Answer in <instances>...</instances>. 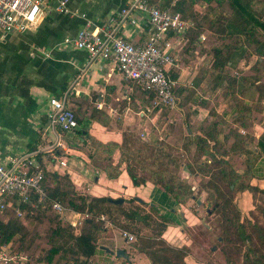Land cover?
<instances>
[{
	"label": "crops",
	"instance_id": "0c3cea01",
	"mask_svg": "<svg viewBox=\"0 0 264 264\" xmlns=\"http://www.w3.org/2000/svg\"><path fill=\"white\" fill-rule=\"evenodd\" d=\"M129 1L68 0V8L76 13L71 14L56 12V0H46L36 24L4 36L0 30V162L9 155L41 152L46 170L49 173L67 174L78 191L92 196L135 198L139 199L137 202L153 205L159 214L171 220L163 231L162 240H166V245L183 247L180 241L183 237L181 222L189 218L185 208H180L181 204L151 181L134 186L125 164L119 167L121 172L116 178H108L103 169L93 167L89 157L91 146L88 135L101 142L121 143L124 130H133L145 138L151 127L160 120L164 125L181 123L193 138L195 133H199L201 125L215 119L209 114L212 106L219 113L226 109L222 119L227 122L237 118L236 108L229 99L230 95H219L221 87L225 86L223 81L217 87V92H212L216 86L210 77L214 72L213 59L204 42L205 34L190 41L187 31L184 37L172 43L175 63L169 67V73L176 75L174 86L182 89L180 100L184 104L178 107V117H161L150 107L136 84L125 80L113 63L101 60L91 62L85 50L63 41L84 26L85 21L78 13L84 12L92 21L101 24ZM135 16L138 23L123 28V32L128 39L143 42L147 27L141 13H135ZM255 58H234L233 71L237 75L244 74ZM260 60L263 63L264 58ZM258 84L261 82H256L254 89L260 94L264 93V85L261 89ZM66 88L70 90L68 104L78 121L73 132L53 129L49 122V98L59 96ZM245 102L251 103L248 98ZM234 125L238 126L241 134L252 133L256 141L264 130V120L254 122L248 128ZM79 130H83V133ZM57 141L60 145H55ZM51 145H55V151H58L57 155L65 162L64 165L52 158L49 151ZM248 148L255 149V144ZM119 156L117 150L113 154V164L118 163ZM249 181L251 185L264 189V155L259 156L251 166ZM235 202L242 216L248 214L252 208V194L248 190L238 192ZM109 231L113 232L112 236ZM99 242L113 251L123 249L127 258H118L104 250V253L95 255L96 261L106 264H150L148 257L131 249L123 237L119 241L114 229H107ZM165 246L155 244L153 247L164 253ZM189 257L188 253L184 256L186 264H189ZM191 258L193 264L200 263L197 258Z\"/></svg>",
	"mask_w": 264,
	"mask_h": 264
},
{
	"label": "trees",
	"instance_id": "16d2710c",
	"mask_svg": "<svg viewBox=\"0 0 264 264\" xmlns=\"http://www.w3.org/2000/svg\"><path fill=\"white\" fill-rule=\"evenodd\" d=\"M198 1L200 0H176L174 5H170L169 2L165 4L173 11H178L183 19L191 22L187 32L190 41L205 34L204 42L206 47H209L213 59L214 72L210 77L216 86L212 92H217L221 81L225 83L219 95L222 97L223 94L230 95L229 99L233 102L237 113L235 121H224L222 117L226 109L219 113L214 111L212 106L209 114L215 119L201 125L199 133H195L193 138L181 123L164 125L162 121L151 127L147 137H142V144H139L138 133L129 129L124 130L121 143L101 142L88 135L91 146L90 162L93 167L103 169L108 178H116L121 172L119 167L125 164V170L134 186L151 181L169 193L176 203L182 204L193 197L191 186L185 179L179 178L174 173H168L165 167L152 170L148 166L145 167L150 172V177H144L137 172L138 167L133 163L145 146L155 148L159 157L162 153L168 155L165 154L161 140L170 138L172 130L182 128L188 136L189 144L194 146V167L193 164H188L184 168L188 169L191 175L199 178L201 189L206 191L208 197L213 195L216 197L214 209L222 215L220 241L245 246L243 264H264V225L249 220L245 222L235 202L236 194L244 190H248L252 196L257 193L264 195V189L251 185L249 181L251 166L259 156L264 155V130L256 141L252 133L241 134L238 126L234 125L236 123L248 128L254 122L264 120V93L260 94L254 89L256 82H264V64L260 60L264 58V0H203L202 10L195 16L194 7ZM212 1H216L217 5L214 6ZM223 2L229 5L228 14L218 9ZM251 56L256 57L254 63L244 74L237 75L232 69V60L234 58L248 60ZM171 76L173 79L176 77L174 74ZM136 86L152 107L153 93ZM173 93L177 101L176 107L164 108L159 114L171 113V110L178 109L183 104L180 100L182 89L173 86ZM246 98L251 101L250 104L245 102ZM154 111L158 110L154 109ZM165 113L161 116L171 117L170 114ZM161 127L164 130H160ZM79 132L83 133V130ZM138 144L139 147H136L135 145ZM254 144L255 149L248 148ZM117 150L120 152L119 160L117 164H113V154ZM55 153L58 154V151ZM42 155L41 152L37 153V159L44 173L43 185L50 197L58 199L77 212L89 213L92 216L103 215L122 230L130 229L123 218L139 220L155 230V234L148 238L159 241L153 243L149 241L145 246L133 242L129 244L131 249L144 253L150 264H186L185 248L166 245L162 240L163 231L171 220L159 214L153 205L139 201L141 205L147 204L149 210L126 209L123 203L109 202V197L92 196L78 191L67 174L49 173ZM171 163L177 162L174 159ZM175 166V169H178L181 164ZM129 200L137 202L135 198ZM16 206L21 210L22 217L17 216L15 208L0 212V242L8 244L13 250L22 247V251L34 254L37 264H93L92 258L97 253H104V250L99 249L101 245L99 241L105 236L107 228L94 218H87L84 224L78 227L60 218L47 201L37 207L32 206L30 202L19 203ZM152 211L157 215L158 221L153 220ZM262 215L264 217V209ZM36 227L37 233H34ZM43 228L45 232L41 233ZM23 242L25 245L22 244ZM155 244L166 245L165 252L161 253L159 251L161 249L154 248Z\"/></svg>",
	"mask_w": 264,
	"mask_h": 264
},
{
	"label": "built area",
	"instance_id": "2783aa9c",
	"mask_svg": "<svg viewBox=\"0 0 264 264\" xmlns=\"http://www.w3.org/2000/svg\"><path fill=\"white\" fill-rule=\"evenodd\" d=\"M176 0H131L124 7L110 15L103 23L92 21L86 13H78L84 19V26L72 37L63 41L85 50L89 61H109L127 81L138 85L142 90L154 95L152 109L160 112L164 108L174 109L177 101L173 93L174 79L169 67L175 63L172 43L184 37L191 22L183 19L178 11L170 6ZM68 0H56L54 10L59 13H71ZM46 0H0V30L3 36L13 31H23L36 24L43 13ZM135 13H141L147 27L143 42L128 39L123 28L138 23ZM47 55V54H46ZM70 94L66 88L59 96L49 98V122L53 129L61 132H73L78 126L77 116L68 104ZM55 145H60L57 141ZM55 145L49 147L52 158L65 162L55 153ZM37 152H26L7 156L0 162V212L15 208L17 216L22 217L19 203L30 202L32 206L43 205L46 201L50 208L79 226L89 213H80L53 199L43 185L44 173L40 168ZM102 220H106L101 215ZM132 240L131 235L123 233ZM18 255L6 243L0 242V264L19 263Z\"/></svg>",
	"mask_w": 264,
	"mask_h": 264
},
{
	"label": "rangeland",
	"instance_id": "374dc122",
	"mask_svg": "<svg viewBox=\"0 0 264 264\" xmlns=\"http://www.w3.org/2000/svg\"><path fill=\"white\" fill-rule=\"evenodd\" d=\"M203 4V0L198 1V4L194 7L195 16L199 11L202 10ZM212 4L216 6L217 2L212 1ZM218 9L219 11H222L225 14H228L230 12L229 5L226 2H223L221 5H219ZM263 85L264 82L258 84V87L263 89ZM170 112L171 113L162 112L160 113V115H163L164 113L170 114L171 117H176L178 115V109L171 110ZM162 129L163 128L161 127L160 130ZM171 135L172 136L170 138L164 137L165 139L163 138L164 140H161V142L164 144L165 154L168 155H164L162 153L159 157V155H157L158 152H156L155 148H153L152 146L142 147L143 150L137 154L136 160L133 162L134 165L138 167L137 172L141 176L150 177V172L145 166H148V168L152 170H158L161 167H165L168 169V173H174L179 178L185 179L188 185L191 186L193 197L187 199L180 206V208L183 206V208H185V212L189 215V218L182 220L181 222V230L183 237H181L180 240L181 243H183L182 246L185 248L186 252L188 253V256H190L188 259L189 264H193L191 261V256L195 259L197 258L196 260L200 262L197 264H243L244 253L246 249L245 246H241L239 244L234 243H222L219 240L220 235L222 234V215L220 212L214 209V204L216 201L215 195H213V197H208L206 191H203L201 189V186L199 184V178L197 176L191 175L188 169L184 168V166L188 164H193L194 167V147L189 144L188 136L182 128L172 130ZM138 136L140 137L139 144H142L141 141L143 140L141 134L138 133ZM161 136L163 135L161 134ZM164 141L166 142V144ZM139 144L135 146L139 147ZM174 159L177 162L176 164L171 163L174 162ZM178 163H180L181 166L178 169H175V165H177ZM49 181L52 182L51 179H49ZM50 185L53 184L50 183ZM252 197L253 202L251 211L248 214H244L242 218H244V221L246 220L245 222L249 220L251 222H257L259 224L264 225V217L262 215V210L264 209V195L262 193H257L254 194ZM124 200L125 201L123 202V205L126 209L140 208L142 211L149 210L147 204L141 205L139 202H132V200L126 198ZM57 215L60 216L59 214ZM152 215L153 220L158 221L157 215L153 211ZM90 217L104 224L107 229L116 230V234L119 238V241H122L123 237L124 240L127 241V244L138 242L141 245L145 246L149 243V241L151 243L157 242L155 239L150 240V238H148L155 234V230L151 226H146L143 222L139 220H129L123 218L124 222H126L130 226V229L122 230L113 225V223L107 217H105L106 220H102L98 215L92 216L90 214ZM84 222L85 221H83V223L78 227H81ZM150 223L153 224V222L151 221ZM36 229L37 227L35 228L34 233H37ZM44 232L45 228H43V232L41 231V233ZM124 232L127 235H131L132 240H129L128 237L126 238V236H124L123 234ZM109 233L111 235L113 232L109 231ZM119 233L122 237L119 235ZM164 241L166 240L164 239ZM22 244L25 245V242H23ZM213 247H215V249H213ZM21 248L22 247H19V250H13L11 248L13 252H16L18 255H22L23 258L19 263L10 264H37L35 262L36 256L30 252L28 253L22 251ZM31 256H33L34 258H32ZM92 261L93 264H106L101 263L99 260L96 261L95 256L92 258Z\"/></svg>",
	"mask_w": 264,
	"mask_h": 264
},
{
	"label": "water",
	"instance_id": "95a60500",
	"mask_svg": "<svg viewBox=\"0 0 264 264\" xmlns=\"http://www.w3.org/2000/svg\"><path fill=\"white\" fill-rule=\"evenodd\" d=\"M137 200H139V199H137ZM108 201L112 202L114 204H121V203H123L124 198H122V197H118V198L109 197ZM219 240H221V238H219ZM99 249L105 250L106 252L111 253V254L114 253L116 255V257H118V258H127V255L123 249H117V250L113 251L104 245H100ZM213 249H215V247H213Z\"/></svg>",
	"mask_w": 264,
	"mask_h": 264
}]
</instances>
